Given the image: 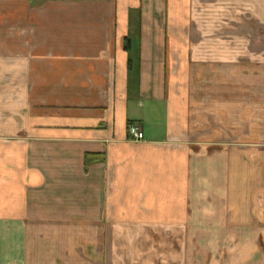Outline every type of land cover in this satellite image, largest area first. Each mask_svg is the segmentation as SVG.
I'll use <instances>...</instances> for the list:
<instances>
[{
    "label": "crops",
    "instance_id": "0c3cea01",
    "mask_svg": "<svg viewBox=\"0 0 264 264\" xmlns=\"http://www.w3.org/2000/svg\"><path fill=\"white\" fill-rule=\"evenodd\" d=\"M128 232L164 249L130 264H264V0H0V264Z\"/></svg>",
    "mask_w": 264,
    "mask_h": 264
},
{
    "label": "rangeland",
    "instance_id": "374dc122",
    "mask_svg": "<svg viewBox=\"0 0 264 264\" xmlns=\"http://www.w3.org/2000/svg\"><path fill=\"white\" fill-rule=\"evenodd\" d=\"M188 234H186L187 236ZM142 237L141 239H139V237ZM154 237V239L158 238V236H156V234H137V233H122V244L123 247L121 249V256L124 259L123 260V264H130V260L131 259H139L140 257H145V256H153V257H161V253L164 251V249H149L147 247L143 248L144 246H147V242H149L150 240H152V238ZM191 237V235L189 236ZM138 240V241H137ZM149 240V241H147ZM134 242L135 245L137 244L136 241L138 242V245H142L143 247L138 246L136 248H131V242ZM140 242V243H139ZM169 253H171V256H175L177 255V252H180L179 250H176L174 248L171 247V250H168ZM209 250H207L206 252H208ZM117 252V251H116ZM196 251H194L193 249H186L185 250V255H186V259H187V263L186 264H193V259H194V253Z\"/></svg>",
    "mask_w": 264,
    "mask_h": 264
},
{
    "label": "built area",
    "instance_id": "2783aa9c",
    "mask_svg": "<svg viewBox=\"0 0 264 264\" xmlns=\"http://www.w3.org/2000/svg\"><path fill=\"white\" fill-rule=\"evenodd\" d=\"M127 131H128V134L130 136V138L134 141H140L143 139V134L142 132L140 131L139 127L134 125V124H131V125H128L127 127Z\"/></svg>",
    "mask_w": 264,
    "mask_h": 264
}]
</instances>
